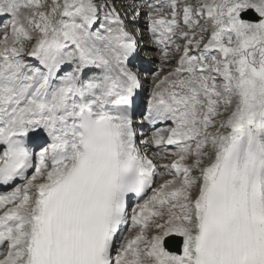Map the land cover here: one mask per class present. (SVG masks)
Wrapping results in <instances>:
<instances>
[{
    "label": "snow or ice",
    "instance_id": "obj_1",
    "mask_svg": "<svg viewBox=\"0 0 264 264\" xmlns=\"http://www.w3.org/2000/svg\"><path fill=\"white\" fill-rule=\"evenodd\" d=\"M144 7L147 139L114 3L0 0V264H264V0Z\"/></svg>",
    "mask_w": 264,
    "mask_h": 264
},
{
    "label": "rangeland",
    "instance_id": "obj_2",
    "mask_svg": "<svg viewBox=\"0 0 264 264\" xmlns=\"http://www.w3.org/2000/svg\"><path fill=\"white\" fill-rule=\"evenodd\" d=\"M97 2L102 4V3L105 2V0H97ZM108 2L109 3H114L116 8H117V11L118 12L121 11L122 14H124V18L123 19L125 21H131V20L134 21L132 25H130V22H126L127 25L132 26V28L134 30L139 28L141 30L143 29V31H148V27H149V33H150L151 20L149 18V10L146 7L142 8V6L145 3H159L160 0H148V1L147 0H108ZM134 9H138L139 13H140L138 16H135V19L133 17V10ZM121 12H120V15H121ZM144 21H146V22L143 23ZM142 24H143V27H141ZM144 35H146V33L143 34V36ZM146 54L149 57H151L152 60L150 61V63H149V60H148L146 62V64L145 63L144 64L146 66L150 67V68H152V67L153 68L151 70L147 68L148 70L146 72L143 71L144 74L141 73V79L143 78L142 82H143V85H144V87H143L144 89L146 87H148V85L152 81L153 74L155 72H159L163 68V71L161 72V75H163L167 71H170V70L172 71V69L174 70V68L176 67V59H177V57H173L170 61H168L166 63L162 62L161 58H160V49L157 46H155L150 51L148 50V52ZM142 67H143V64H142ZM142 67H141V70H142ZM147 138H149V136H147L145 139H147ZM153 157H155V156L153 155ZM155 160H157L158 163L162 162L161 160H159L160 161L159 162L158 159H156V157H155ZM166 162H167V160H163V162L161 164L166 163ZM160 182H161V180L158 177L156 186H158ZM124 235H129V233L126 232Z\"/></svg>",
    "mask_w": 264,
    "mask_h": 264
},
{
    "label": "bare ground",
    "instance_id": "obj_3",
    "mask_svg": "<svg viewBox=\"0 0 264 264\" xmlns=\"http://www.w3.org/2000/svg\"><path fill=\"white\" fill-rule=\"evenodd\" d=\"M122 17V16H121ZM146 21H144V23H145ZM141 24V23H140ZM141 27H143V24L141 25ZM150 34H151V32H150ZM152 35V34H151ZM147 43H151V39H148V41H147ZM146 43V44H147ZM146 44H144V45H142V49H143V51L145 52V54L148 52V50L150 51L151 50V48L153 49L155 46H156V44L154 43V39H153V42H152V44H151V48H149V49H146ZM149 45V44H148ZM156 58V57H155ZM148 59V58H147ZM129 67L131 68V66L129 65ZM159 67V66H158ZM133 68V67H132ZM153 68V67H152ZM140 69H141V67H140ZM142 70H147V68L146 67H142ZM95 71H97L98 72V70H95ZM133 71H136V70H133ZM172 71H173V69H172ZM168 72H171V70L170 71H167V72H165L163 75H165V74H167ZM139 76H140V80H141V84H142V87L144 86L143 85V82H142V79H141V73H140V70H139ZM141 87V88H142ZM153 87H154V79H152V81L150 82V84L148 85V87H146V89H145V93L147 94V101L146 102H148V100L151 98V93H152V90H153ZM140 88V89H141ZM138 103H139V101H138ZM137 106H139L138 104H137ZM145 114H146V112H145ZM140 118H141V116H140ZM141 121H143L142 119H141ZM167 126H169L167 123H159V124H156V125H153V124H150V123H148L147 121H144V123H143V126H142V130H143V133H144V131L146 132L144 135H143V138H145V137H147V136H151L152 134H153V132L155 131V129L156 128H160V127H167ZM168 150L169 151H171V150H173L172 149V146H168ZM158 150H157V148L154 146V145H149L148 146V155L151 157V158H153L154 160H155V153L157 152ZM155 156V157H153V155ZM156 159H158V161H159V158L158 157H156ZM155 161H157V160H155ZM160 162V161H159ZM163 162V161H162ZM161 162V163H162ZM161 163H158V170H160V166H162V164ZM150 196V195H149ZM183 239V238H182ZM182 251H183V248H182ZM182 251H181V253L180 254H176V255H181L182 254ZM174 254V253H173Z\"/></svg>",
    "mask_w": 264,
    "mask_h": 264
},
{
    "label": "water",
    "instance_id": "obj_4",
    "mask_svg": "<svg viewBox=\"0 0 264 264\" xmlns=\"http://www.w3.org/2000/svg\"><path fill=\"white\" fill-rule=\"evenodd\" d=\"M166 248L168 251L179 254L181 252L182 238L171 236L166 238Z\"/></svg>",
    "mask_w": 264,
    "mask_h": 264
}]
</instances>
